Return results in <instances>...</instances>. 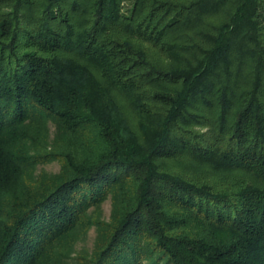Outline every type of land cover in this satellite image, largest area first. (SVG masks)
Returning <instances> with one entry per match:
<instances>
[{
    "label": "trees",
    "instance_id": "16d2710c",
    "mask_svg": "<svg viewBox=\"0 0 264 264\" xmlns=\"http://www.w3.org/2000/svg\"><path fill=\"white\" fill-rule=\"evenodd\" d=\"M93 227L75 264H264V0H0V264Z\"/></svg>",
    "mask_w": 264,
    "mask_h": 264
},
{
    "label": "rangeland",
    "instance_id": "374dc122",
    "mask_svg": "<svg viewBox=\"0 0 264 264\" xmlns=\"http://www.w3.org/2000/svg\"><path fill=\"white\" fill-rule=\"evenodd\" d=\"M50 130L48 132V144L51 145L52 148H50L47 153H60L65 150H67V145L60 140L54 141L56 137V129L55 126L50 124ZM46 145V143H45ZM45 153V152H43ZM61 164L58 161L48 162V161H42L36 168V173H42V172H49V173H56L60 170ZM193 176L204 180L208 177L207 172H198L194 173ZM111 215V203L108 201L104 207H103V219L108 220ZM97 240V230L95 227H93L88 235L81 240L77 245L74 247V250L71 254V258L68 261V264H75L77 263L80 258L82 257H91L93 254V250L96 245Z\"/></svg>",
    "mask_w": 264,
    "mask_h": 264
}]
</instances>
